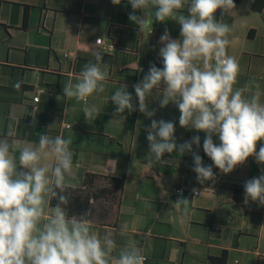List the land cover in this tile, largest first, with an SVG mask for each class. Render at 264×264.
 <instances>
[{
    "label": "crops",
    "instance_id": "obj_1",
    "mask_svg": "<svg viewBox=\"0 0 264 264\" xmlns=\"http://www.w3.org/2000/svg\"><path fill=\"white\" fill-rule=\"evenodd\" d=\"M252 2H234L229 14L222 17L217 10L215 16L232 29L228 54L239 63L236 86L247 84L255 91L259 85L264 93V7L255 12ZM112 7L111 0H0V138L9 125L16 131L11 139L18 144L37 143L39 133L70 136L75 189L85 190L87 175L97 177L94 188L107 187L110 179L125 175L118 199L91 200L87 216L101 235L113 231L118 248L129 243L141 248L145 264H210V258L222 252L226 264H264V207L245 204L243 188L264 166L250 157L230 174L213 167L215 182L200 184L190 153L182 157L165 153L162 161H153L146 132L139 126L143 120L149 126L151 119L139 111L115 115L111 95L126 83L135 99L132 85L151 64L163 66L158 55L160 36L167 28L172 38H179V25L170 20L154 22L151 34L149 30L138 37L137 30L111 24ZM96 37L111 39L116 49L103 54L109 65L105 92L89 97L101 114L87 121L82 102L57 97L63 95L68 79L75 80L83 66L94 61L92 49L99 48ZM65 52L72 57H65ZM18 81L19 90L14 87ZM41 89L39 101L34 102ZM148 106L155 110L152 119L175 123L177 143L199 135L201 146L197 150L194 145L193 150L205 165L212 164L203 151L204 133L180 127L175 105L160 108L153 97ZM214 142L219 143L218 138ZM193 188L200 194H194ZM181 196L194 199L187 213L174 204ZM125 224L128 231L121 232Z\"/></svg>",
    "mask_w": 264,
    "mask_h": 264
},
{
    "label": "clouds",
    "instance_id": "obj_2",
    "mask_svg": "<svg viewBox=\"0 0 264 264\" xmlns=\"http://www.w3.org/2000/svg\"><path fill=\"white\" fill-rule=\"evenodd\" d=\"M111 2L121 4V0ZM127 2L132 9L128 19L137 25L138 37L149 30L151 34L154 22L170 20L179 25V38H172L167 28L160 36L158 55L163 66L151 64L147 74L132 85L135 99L126 83L119 84L110 97L116 116L139 111L151 119L144 131L153 161H162L165 153L181 157L190 153L200 184L215 182L213 167L230 174L250 157L264 166V93L259 85L255 91L247 84L236 86L239 63L228 54L232 29L215 16L217 10L222 17L234 10V0ZM91 54L94 61L86 63L75 80L68 79L63 95L57 97L82 102L87 121L101 114L89 97L104 93L109 77L104 51L94 47ZM21 83L14 87L19 90ZM153 97L160 108L176 106L180 127L204 133L202 147L211 165H205L193 150L194 145L197 150L201 146L199 135L177 143L174 122L152 119L155 110H149L148 101ZM15 135L9 125L6 136L0 138V264H145L143 250L134 243L118 248L112 230L101 235L87 214H69L71 190L76 188L70 136L39 133L37 143L18 144L11 139ZM243 188L245 204L264 207V167ZM192 191L200 194L196 188ZM193 200L181 196L174 204L187 213ZM127 231L128 226L122 225L121 232Z\"/></svg>",
    "mask_w": 264,
    "mask_h": 264
},
{
    "label": "trees",
    "instance_id": "obj_3",
    "mask_svg": "<svg viewBox=\"0 0 264 264\" xmlns=\"http://www.w3.org/2000/svg\"><path fill=\"white\" fill-rule=\"evenodd\" d=\"M241 0H234V2H239ZM264 7V0H253L251 4V9L255 12H261ZM132 11L131 5L128 4L127 0H121L120 5H114L112 7V13L110 21L112 25H120L123 27H128L132 30H137V25L129 21L128 14ZM137 15H141L137 11ZM2 25L0 24V27ZM252 32H249L251 35ZM111 40V39H110ZM136 73V71H132ZM96 176L87 175L84 180L85 190L73 189L71 190L70 202L68 205L69 214L81 215L88 214L91 208V200H105L110 203H114L119 194L124 190V183L126 176L123 175L120 178L110 179V184L104 188H94V183ZM55 204V201H52ZM227 255L222 252L217 257L210 258V264H226Z\"/></svg>",
    "mask_w": 264,
    "mask_h": 264
},
{
    "label": "built area",
    "instance_id": "obj_4",
    "mask_svg": "<svg viewBox=\"0 0 264 264\" xmlns=\"http://www.w3.org/2000/svg\"><path fill=\"white\" fill-rule=\"evenodd\" d=\"M98 39H101V40L96 44V42H97ZM95 44H96L100 49H102L104 52H113V51L116 49L115 43H114L112 40H110V39L106 40V39L103 38V37H96V39H95ZM64 56H65V57H72V53L65 52V53H64ZM41 92H43V89H41V90L38 92L37 96H35V97L33 98L34 102H38V101H39V95H40ZM68 126H69V125H66V127H68ZM182 192H183V190H177V193H180V194H181ZM145 257H146V256H145ZM146 261H147V258H146L145 262H146Z\"/></svg>",
    "mask_w": 264,
    "mask_h": 264
},
{
    "label": "rangeland",
    "instance_id": "obj_5",
    "mask_svg": "<svg viewBox=\"0 0 264 264\" xmlns=\"http://www.w3.org/2000/svg\"><path fill=\"white\" fill-rule=\"evenodd\" d=\"M104 27H105V23H103V26H102V29L100 32L102 35L104 33ZM145 118H146V116H145ZM139 126H140V129H142L144 131V128L146 127V120L140 121Z\"/></svg>",
    "mask_w": 264,
    "mask_h": 264
}]
</instances>
